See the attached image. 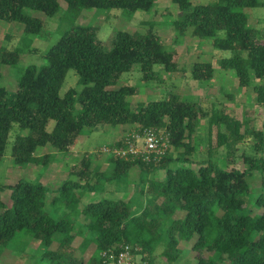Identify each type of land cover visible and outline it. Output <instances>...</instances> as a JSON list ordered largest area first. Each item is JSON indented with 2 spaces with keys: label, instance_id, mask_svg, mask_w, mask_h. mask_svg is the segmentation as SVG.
Instances as JSON below:
<instances>
[{
  "label": "trees",
  "instance_id": "1",
  "mask_svg": "<svg viewBox=\"0 0 264 264\" xmlns=\"http://www.w3.org/2000/svg\"><path fill=\"white\" fill-rule=\"evenodd\" d=\"M158 1L0 0V21L21 24L28 34L38 35L47 26L34 12L48 18L61 14L60 31L64 25L69 26L45 54L46 65H31L23 70L16 92L0 87V163L15 127L29 131L13 139L11 153L15 166L21 169L40 162L35 156L38 148L51 146L67 152L83 131H93L100 125L121 127L127 132L153 129L163 133L175 148L173 154L158 163L111 159L114 168L107 181L127 180L134 166L142 167L144 176L158 169L166 171L162 181L150 180L149 188L141 191L147 204L138 215L128 201L99 200L80 208L86 191L96 189L91 182L89 158L71 169L80 181L65 182L49 201L43 184L24 179L15 185L0 182L2 259L3 249L23 233L39 240L45 248L34 264H106L103 252L115 250L119 255L127 245L134 247L132 252L148 264H155L157 251L163 247L159 256L166 264H175L184 254L181 244L190 249L195 264H264V193L255 196L248 181L254 171L264 176V158L247 156L248 168L244 171L224 169L212 161L198 170L188 167L194 164L198 151L194 135L198 118L205 114L203 108L173 92L161 99L137 103L134 108L131 100L138 89L118 86L125 74L136 71L146 80L155 78L157 65L168 73L176 71V50L164 45L154 28L145 33L117 31L107 42L99 38L97 27L75 24L83 10L118 9L132 17L138 11L151 13ZM171 2L183 13L172 22L181 33L192 30L199 39H213L214 49L234 52L230 58L219 59L218 66L234 72L241 86H255L256 104L264 108V30L253 27L249 14L250 9L264 7V0ZM19 61V52L1 48L0 67L14 66ZM70 70L77 73L83 88H71L61 96ZM214 72L213 63H196L192 71L197 81H212ZM214 120L226 125L238 138L247 125L224 114ZM51 121L55 125L49 130ZM139 125L141 128H137ZM219 134L225 141L226 135ZM255 135L260 138L255 150L260 152L264 139L261 132ZM48 159L50 155L43 157L42 163L48 165ZM98 177L99 181L103 175ZM7 190L12 192L10 205L2 200ZM80 216L84 217L82 224L77 221ZM77 237L83 239L79 247L75 246ZM90 244L96 246L91 257L87 261L77 257V251H84ZM23 248L15 246L17 251H25Z\"/></svg>",
  "mask_w": 264,
  "mask_h": 264
},
{
  "label": "rangeland",
  "instance_id": "2",
  "mask_svg": "<svg viewBox=\"0 0 264 264\" xmlns=\"http://www.w3.org/2000/svg\"><path fill=\"white\" fill-rule=\"evenodd\" d=\"M192 1L194 4H207L214 0ZM61 4L66 9V3L62 2ZM32 14L47 22L45 29L38 35L28 34L21 24L0 21V51L2 47H5L20 53V61L17 65L0 67V87H5L11 92L17 91L19 77L28 66L47 64L45 54L68 26L64 25L60 31L61 24H63L61 23V14L56 18H48L41 12ZM182 14L179 7L171 0H159L151 13L138 11L132 17L124 15L123 11L118 9L83 10L75 24L97 27L99 38L107 42L117 31L145 33L154 28L161 42L176 50L178 69L168 73L163 66L157 65L155 78L149 80L144 79L143 74L139 71L127 73L119 80L118 86L128 85L138 89L137 96L131 100L134 108L137 103L161 99L170 92L198 103L205 114L197 120L198 129L194 136H197L198 151L195 162L187 166L198 170L201 166L207 165L208 161H212L224 169L235 168L244 171L248 168L245 163L247 156L255 155L264 158V148L260 152L255 150L260 139L255 133L261 132L264 139V108L256 104L255 86H241L234 72L223 70L218 66L219 59L230 58L234 52L214 49L213 39H199L192 35V30H188L184 34L181 33L172 22L180 18ZM249 14H251L253 27L258 31L264 30V7L250 9ZM196 63H213L215 67L214 79L212 81L195 80L192 71ZM71 88L79 91L83 88L79 84V76L74 70L68 72L66 82L60 91L61 96H64ZM78 109H81L80 104ZM223 114L247 123L243 126L241 138L232 135L226 125L215 123L214 118ZM54 125L55 121H51L49 130H52ZM137 128H141V126L139 125ZM134 132H127L121 127L109 129L107 126L100 125L93 131H83L75 145L67 152H60L51 146L38 148L35 156L40 162L29 164L21 169L15 166L11 153L13 139L17 135H27L29 131L15 127L11 134L7 153L3 162L0 163V182L6 185H15L20 179H24L36 184H43L48 189L49 201L65 182L80 181L76 175L71 174V169L89 158L92 161L93 169L91 182L96 189L95 192L86 191L80 208L99 200L128 201L133 212L138 215L147 204L146 197L141 191L149 188L150 180L162 181L166 176V171L158 169L154 173L144 176L142 167L134 166L131 168L127 180L107 181L114 168L111 159L121 158L132 161L142 159L144 162L155 161L158 163L165 156L173 154L175 148L164 137L162 141L160 139L163 153L149 152L146 149V140H144L143 134L134 141L128 140V137ZM220 132L226 135L225 141L220 140ZM136 133H139V129L136 130ZM123 137H125L124 141H121ZM119 141L123 144L119 145ZM46 155H50L48 165L42 163V158ZM99 175H103V178L98 181ZM248 181L255 196L264 193V176L260 172L254 171L248 176ZM11 194L10 190L2 193V200L7 205L11 204ZM53 212L57 217L55 209ZM79 218L77 221L82 224L84 217L80 216ZM167 229L168 226L164 227L163 231L166 232ZM86 231L87 229H84L85 233ZM82 241V237H77L75 246L79 247ZM15 246L24 247L25 249L22 250L25 251H17ZM55 246L57 245L55 244ZM130 247L134 250V247ZM180 247L184 254L175 264H195L190 249H186L185 244H181ZM95 248V244H90L84 251L78 250L76 255L87 261L94 253ZM3 250L4 258L0 257V264H34L35 259H39L45 252V248L39 240L31 239L23 233L19 234L16 240ZM114 251H111L106 260L109 261V264H115ZM162 251L163 247L157 251L155 264H166L165 259L159 256ZM106 256V252H103L102 258ZM131 261L135 264L144 263L142 257L134 253ZM124 264H127V261Z\"/></svg>",
  "mask_w": 264,
  "mask_h": 264
},
{
  "label": "built area",
  "instance_id": "3",
  "mask_svg": "<svg viewBox=\"0 0 264 264\" xmlns=\"http://www.w3.org/2000/svg\"><path fill=\"white\" fill-rule=\"evenodd\" d=\"M141 134H143L144 140H146V149L149 152L157 153V154L163 153L161 148L162 142L160 143V139L162 141V139L164 138L163 133L158 134L153 129H144L143 132H139V133H136L135 131L133 134H131L130 137H128L129 138L128 140L132 139V141H134L135 139L140 138ZM132 251L133 249L129 245H127L124 248V250L119 253V255H115L116 256L114 258L115 264H119V263L124 264L125 261H127V264H135L134 262L131 261V257L133 255ZM106 254L107 256L105 258L107 260L110 254H108L107 252ZM106 264H109V261H106Z\"/></svg>",
  "mask_w": 264,
  "mask_h": 264
}]
</instances>
